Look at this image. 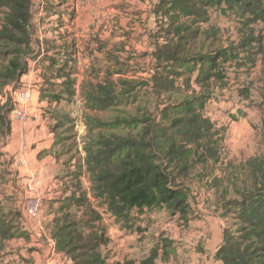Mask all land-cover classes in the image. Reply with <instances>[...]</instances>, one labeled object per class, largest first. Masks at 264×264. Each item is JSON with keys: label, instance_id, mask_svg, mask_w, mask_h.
Here are the masks:
<instances>
[{"label": "trees", "instance_id": "16d2710c", "mask_svg": "<svg viewBox=\"0 0 264 264\" xmlns=\"http://www.w3.org/2000/svg\"><path fill=\"white\" fill-rule=\"evenodd\" d=\"M165 5H169L166 15L170 11L175 15L171 30L164 35L165 43L156 45L152 53L153 74L150 83L145 84V101L140 97L138 106L131 104V116L130 111L118 110L113 90L105 94L104 88H98L94 105L112 111L114 116L106 121H87L83 162L91 191L122 228L133 210L164 208L182 218L188 210V192L177 182V170L172 169V164L186 165L191 154L198 155L200 162H218L219 148L214 145L213 134H209L213 123L201 112L213 97L212 87L224 84L226 65L240 50L247 52L252 39H241L236 47L221 48L215 30L201 31L200 25L208 22L206 11L224 7L245 18L239 21L243 26L264 23V0H167ZM0 10L1 91L6 86L17 87L27 72V60L33 53L30 25L35 11L31 0H0ZM185 17L188 21H179ZM195 89L199 91L195 93ZM188 90L192 91L187 96ZM150 97L155 99L157 110L162 106L154 116L147 109L146 98ZM8 112L10 108H5L4 113ZM73 128H65L70 138ZM175 128L178 129L174 131ZM131 132L136 133L132 136ZM58 142L59 137L55 144ZM190 144L196 146L195 150L186 149ZM262 144L260 154L234 167V173L226 179V187H231L234 194L223 204L225 212L232 215V232L223 237L213 257L215 263L264 264V119ZM201 149L203 153L197 154L196 150ZM69 176V183L61 185L63 195L49 204L55 249L72 264H107L100 249L108 244V238L99 225L101 215L91 208L82 189L80 159ZM85 207L89 211L80 212ZM16 234L14 227L0 218V239ZM157 256L152 249L138 264H155Z\"/></svg>", "mask_w": 264, "mask_h": 264}, {"label": "crops", "instance_id": "0c3cea01", "mask_svg": "<svg viewBox=\"0 0 264 264\" xmlns=\"http://www.w3.org/2000/svg\"><path fill=\"white\" fill-rule=\"evenodd\" d=\"M31 1L36 13L30 25L33 53L18 84L32 93L27 123L13 121L10 112L4 113L9 103L0 101V218L17 233L0 239V264H72L55 249L49 204L63 195L61 185L69 183L77 159L81 179H87L81 155L88 142V119L114 116L94 105L97 89L104 88L105 94L113 90L118 110L138 106L153 74L152 53L165 43L175 14L166 15L167 0H42L39 8ZM40 16L43 21H37ZM69 125L74 126L71 138L65 132ZM19 157L23 165L17 163ZM31 189L46 193L40 226L22 210ZM114 243L108 238L109 246Z\"/></svg>", "mask_w": 264, "mask_h": 264}, {"label": "rangeland", "instance_id": "374dc122", "mask_svg": "<svg viewBox=\"0 0 264 264\" xmlns=\"http://www.w3.org/2000/svg\"><path fill=\"white\" fill-rule=\"evenodd\" d=\"M41 1L36 0L38 8ZM223 9L209 8L206 11L208 22L200 25L201 31L215 30L216 42L221 48L236 47L244 38L250 37L252 40L247 52L240 50L233 62L226 65L227 78L224 84L216 83L212 87L213 97L201 112L203 118L213 123L209 134H213L214 145L219 148L218 162H200L198 155L191 154L186 165H179L178 162L172 164V169L177 170V182L188 192L186 214L181 218L179 214L171 215L164 208L142 212L133 210L122 228L100 201L94 198L90 176L84 170L87 179H81L82 189L86 192L91 208L101 215L100 227L105 230L110 243L115 242L114 246L108 244L100 249L107 264H122L126 261L138 264L152 249L158 255L156 264H216L213 250L222 243L226 234L232 232V215L225 212L223 204L232 199L234 194L231 187H226V179L234 173V167L263 151L264 23L243 26L239 21H246L245 18H240L236 11ZM146 83L149 84L150 80L147 79ZM7 90L2 89L0 97L9 95ZM191 91H186V95H191ZM198 91L195 89V93ZM146 101L147 109L153 116L162 108L159 105L156 109L152 97L146 98ZM130 113L131 116L134 114L133 106H130ZM100 118L102 121L108 119L107 116ZM135 133L131 132L132 136ZM195 148L191 144L186 146L187 150ZM196 153L201 154L203 150H196ZM81 157L84 159L85 155ZM183 166L186 168L182 169ZM43 194L46 196V193ZM10 203H5V209H10ZM86 210L89 211L85 207L80 212ZM44 214H48V207Z\"/></svg>", "mask_w": 264, "mask_h": 264}, {"label": "built area", "instance_id": "2783aa9c", "mask_svg": "<svg viewBox=\"0 0 264 264\" xmlns=\"http://www.w3.org/2000/svg\"><path fill=\"white\" fill-rule=\"evenodd\" d=\"M81 4L95 3L98 0H78ZM9 95L0 97V101H7L10 105V115L13 121L18 122L21 125L27 123L30 104L32 102L31 89L27 86L13 85L6 87ZM4 93V92H3ZM9 98V99H8ZM24 159L17 158V163L24 164ZM45 194L40 193L34 189L30 190L29 196L22 201V210L24 215L34 222L35 225L40 226L43 217V207L45 201ZM41 264H56L52 261L46 260Z\"/></svg>", "mask_w": 264, "mask_h": 264}]
</instances>
